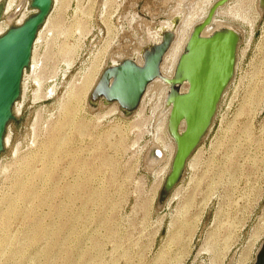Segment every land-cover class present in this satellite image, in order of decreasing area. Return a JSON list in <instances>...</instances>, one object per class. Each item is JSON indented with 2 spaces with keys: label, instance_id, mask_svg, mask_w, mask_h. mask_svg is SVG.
I'll return each mask as SVG.
<instances>
[{
  "label": "rangeland",
  "instance_id": "1",
  "mask_svg": "<svg viewBox=\"0 0 264 264\" xmlns=\"http://www.w3.org/2000/svg\"><path fill=\"white\" fill-rule=\"evenodd\" d=\"M215 1L180 0L183 19L197 20ZM18 3L4 1V32ZM174 6L54 0L0 154V264H253L264 239L258 0H231L218 10V19L241 34L236 69L170 194L163 185L175 146L158 117L163 90L130 115L89 102L106 59L123 58L140 37L145 46L146 25L158 31ZM32 14L27 6L12 25ZM154 141L166 153L152 167Z\"/></svg>",
  "mask_w": 264,
  "mask_h": 264
},
{
  "label": "water",
  "instance_id": "2",
  "mask_svg": "<svg viewBox=\"0 0 264 264\" xmlns=\"http://www.w3.org/2000/svg\"><path fill=\"white\" fill-rule=\"evenodd\" d=\"M4 1L0 2V21ZM168 1L174 4L176 0ZM230 1L217 0L212 3L205 18L192 27L171 78L161 74V64L176 38L183 14L172 15L170 27H160L153 40L148 41L147 31L143 33L145 46L133 47L123 53L121 59L110 55L90 94L91 105L115 104L130 115L138 109L145 96L161 93L158 85H152L146 93L150 84L160 80L168 85L159 109V112L162 109L169 111L166 133L175 146L163 185L166 195L179 183L188 160L206 137L218 105L234 76L241 39L238 29L223 23L210 33L203 34L207 27L211 28L216 12ZM27 6L34 13L21 24L12 25ZM52 6L53 0H19L13 14L9 19L5 18L11 26L0 35V154L4 151L9 123L18 121L14 106L21 97L23 74L30 67L34 41ZM263 6L264 0H258V10ZM155 144L154 141L147 157H154L157 162L162 153ZM151 161L152 167L159 165H153L154 161ZM253 264H264V239L256 251Z\"/></svg>",
  "mask_w": 264,
  "mask_h": 264
},
{
  "label": "bare ground",
  "instance_id": "3",
  "mask_svg": "<svg viewBox=\"0 0 264 264\" xmlns=\"http://www.w3.org/2000/svg\"><path fill=\"white\" fill-rule=\"evenodd\" d=\"M167 1V0H166ZM53 3H54V0H53ZM175 6H174V9H173V11H172V15H182V7H181V5H182V3L180 2V0H176L175 1ZM211 4L212 3H209L208 4V7H207V9H205V10H203V12H202V14L199 16V18L197 19V20H193L194 19V16H193V18H191L190 17V19H188L187 17V19L188 20H184L183 18H182V20H181V22H180V25L178 26V28H177V31H176V38H175V40H174V42L172 43V46L170 47V50L167 52V54L164 56V59H163V62H162V64H161V74L164 76V77H166V78H171L172 77V75H173V72H174V68H175V64H176V62H177V59H178V57H179V55H180V53L182 52V49H183V47H184V45H185V43H186V41H187V39H188V35H189V32H190V30L192 29V27L195 25V24H197V23H199V22H201L204 18H205V16H206V14H207V12H208V9H209V7L211 6ZM207 6V5H206ZM52 10V9H51ZM220 10V9H219ZM33 13H34V11H32ZM197 12V11H196ZM195 12V13H196ZM193 15V14H192ZM186 16V15H185ZM26 17H25V15H23L15 24H21L22 22H23V20L25 19ZM171 19V18H170ZM46 22V21H45ZM223 23H225V22H223V21H221V20H219L218 19V11L216 12V15L214 16V19H213V24L211 25V28H209V27H207L205 30H204V32H203V34H208V33H210L214 28H216V27H218V26H220V25H222ZM170 25H171V23H170V20L168 21V20H166V21H163L162 23H161V26L160 27H166V28H168V27H170ZM147 27H146V31H147V35H146V37H147V39H148V41L151 39V40H153L155 37H157V31H155V32H153L152 30H150L149 29V26L148 25H146ZM145 31V32H146ZM4 33V29L0 26V35L1 34H3ZM40 36V30H39V32H38V34H37V36H36V39H35V41H34V44L36 43V41L38 40V37ZM34 44H33V48H34ZM32 48V55H31V60H30V64L31 63H33V60H34V49ZM138 53V52H137ZM169 61V65L168 66H165L166 65V63ZM112 63H114L113 61H112ZM30 68V67H29ZM98 78V77H97ZM97 81V80H96ZM88 86L85 88L86 89V91L87 90H89V88H90V85H91V79L90 80H88ZM152 85H158L159 87H160V89L161 90H163V94H162V103H163V100H164V98H165V95H166V92H167V90H168V85H164L160 80H156V81H154L152 84H150L149 86H148V88H147V90H146V93L148 92V90L150 89V87H152ZM21 86H23V84L21 85ZM183 88H185V87H183ZM83 92H84V90H83ZM22 93V92H21ZM145 93V94H146ZM22 95V94H21ZM83 95V94H82ZM163 108V107H162ZM168 113H169V111L168 110H161L160 111V116L159 117H161L162 119H163V121H164V126L166 127V124H167V117H168ZM162 121V122H163ZM161 125V124H160ZM157 140V139H156ZM155 140V141H156ZM171 140V139H170ZM158 141V140H157ZM172 141V140H171ZM6 142H7V140L6 139H4V145L6 144ZM173 144V143H172ZM156 147H158V149H159V151L162 153L163 152V154H165L166 153V151H165V148L163 147V146H160V144H159V142H157L156 143ZM168 148V147H167ZM167 150V149H166ZM165 156V155H164ZM167 157V156H166ZM172 157H173V154H172V156H171V159L170 160H172ZM156 158H152V160H155ZM159 160H163V156L159 159ZM169 160V159H168ZM160 161H157V163H159ZM154 163H156V162H154ZM188 163V162H187ZM171 165V164H170ZM29 261V260H28Z\"/></svg>",
  "mask_w": 264,
  "mask_h": 264
},
{
  "label": "flooded vegetation",
  "instance_id": "4",
  "mask_svg": "<svg viewBox=\"0 0 264 264\" xmlns=\"http://www.w3.org/2000/svg\"><path fill=\"white\" fill-rule=\"evenodd\" d=\"M135 36H136V35L134 34V37H135ZM137 41L140 42L141 44H144V42H145L144 39H143V37H141V38L138 39ZM133 46H134V45H132L131 47L133 48Z\"/></svg>",
  "mask_w": 264,
  "mask_h": 264
},
{
  "label": "built area",
  "instance_id": "5",
  "mask_svg": "<svg viewBox=\"0 0 264 264\" xmlns=\"http://www.w3.org/2000/svg\"><path fill=\"white\" fill-rule=\"evenodd\" d=\"M141 38V37H140ZM134 46L133 47H137V46H140V45H142L140 42L139 43H137L136 42V44H133ZM105 63V62H104Z\"/></svg>",
  "mask_w": 264,
  "mask_h": 264
}]
</instances>
